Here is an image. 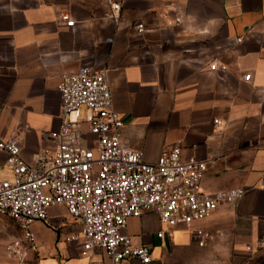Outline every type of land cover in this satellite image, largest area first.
Returning <instances> with one entry per match:
<instances>
[{
    "label": "crops",
    "instance_id": "crops-1",
    "mask_svg": "<svg viewBox=\"0 0 264 264\" xmlns=\"http://www.w3.org/2000/svg\"><path fill=\"white\" fill-rule=\"evenodd\" d=\"M114 1L117 20L107 0H0V141L16 140L29 164L53 154L43 134L61 120L45 110L57 109L63 75L82 63L108 68L126 147L156 162L180 146L184 160L208 162L206 193L246 191L193 225L210 234L205 246L154 213L129 220L134 243L151 247L152 264H264V250H246L264 232V0ZM0 175L12 176L4 151ZM80 230L65 208H50L33 224L38 252L25 264L108 263L100 249L82 255V241L70 239ZM18 236L1 216L0 264H22L6 252Z\"/></svg>",
    "mask_w": 264,
    "mask_h": 264
},
{
    "label": "built area",
    "instance_id": "built-area-1",
    "mask_svg": "<svg viewBox=\"0 0 264 264\" xmlns=\"http://www.w3.org/2000/svg\"><path fill=\"white\" fill-rule=\"evenodd\" d=\"M107 1L108 15L117 20L122 5ZM62 19L71 28L80 26L68 15ZM144 31V24H139L138 32ZM211 69L216 70V65ZM221 69L225 71L227 66ZM244 80L250 81L251 74ZM56 94L57 109L45 112L53 113L61 125L57 131L43 134L56 142L53 154L44 153L29 164L16 140L0 141L12 174L10 178L0 175V217H10L19 228V236L6 247L8 257L25 264L38 252L33 224L47 220L50 208L63 207L81 224L80 233L70 239L82 241L84 257L100 249L109 258L102 264H152L151 247L136 245L127 233L130 219L157 214L163 227L183 226L205 246L210 234L193 225L244 196L242 188L206 193L202 182L208 162L196 157L184 160L180 146L164 152L156 162H148L142 152L126 147L108 68L82 63L63 75ZM164 230L158 233L160 238ZM246 250L263 251L264 232Z\"/></svg>",
    "mask_w": 264,
    "mask_h": 264
},
{
    "label": "rangeland",
    "instance_id": "rangeland-1",
    "mask_svg": "<svg viewBox=\"0 0 264 264\" xmlns=\"http://www.w3.org/2000/svg\"><path fill=\"white\" fill-rule=\"evenodd\" d=\"M83 113H85V109H83Z\"/></svg>",
    "mask_w": 264,
    "mask_h": 264
}]
</instances>
